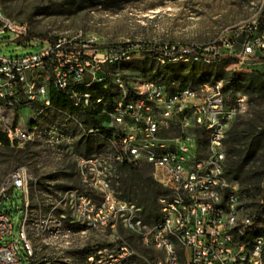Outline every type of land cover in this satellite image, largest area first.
Masks as SVG:
<instances>
[{
	"label": "built area",
	"instance_id": "built-area-1",
	"mask_svg": "<svg viewBox=\"0 0 264 264\" xmlns=\"http://www.w3.org/2000/svg\"><path fill=\"white\" fill-rule=\"evenodd\" d=\"M254 28L244 41L242 58L264 56V35L255 36ZM29 34L28 23L8 17L0 0V36L33 48L0 54V131L11 146L43 140L59 147L73 141L66 131L37 122L38 116L51 110L77 119L76 113L54 108V85L69 95L80 113L106 115L108 122L103 126L113 130L107 154L76 156L82 178L102 196L96 202L88 194L66 191L64 198L75 196L76 216L101 228L115 227L121 216L140 228L146 226L137 217L140 208L120 200L110 186L106 173L113 163L137 166L147 162L162 187L157 195L158 220L151 235L143 236L162 256L151 263L123 240L110 249L88 253L87 264H264V226L243 203L238 181L227 173L225 142L231 122L249 110L246 94L229 97L223 80L204 84L203 96L192 86L172 90L148 77L129 84L110 68L134 59V45L100 48L93 34L80 41L78 37L29 38ZM21 100L39 106L28 127L14 113ZM78 124L87 135L99 134L98 126ZM175 127L180 129L177 137L164 135ZM200 140L204 142L199 144ZM29 179L24 166L10 172L0 186V201L8 190L26 191ZM28 208L26 199L20 238L10 242L3 239L11 235L12 221L7 212L0 211V264L20 261V241L26 254L33 255Z\"/></svg>",
	"mask_w": 264,
	"mask_h": 264
},
{
	"label": "rangeland",
	"instance_id": "rangeland-1",
	"mask_svg": "<svg viewBox=\"0 0 264 264\" xmlns=\"http://www.w3.org/2000/svg\"><path fill=\"white\" fill-rule=\"evenodd\" d=\"M2 9L8 17L28 23L29 38L78 37L76 40L80 41L93 34L98 38L100 48L140 43L180 45L182 49L206 47L224 56L221 62L225 72L264 74V56L240 57L246 34L251 35V27L256 26L253 29L255 36L264 35V0H2ZM32 49L0 36V54ZM162 59L138 54L131 61L110 70L119 71L129 84L139 77H148L160 80L172 90L186 80L200 96L205 93L202 91L204 84H213L214 75L208 79L196 73L193 79L190 78L188 59L184 56L174 58L167 69L162 67ZM139 60L147 62L136 64ZM228 78L224 74L223 80ZM226 92L229 97L236 93L246 94L250 103L248 112L231 122L228 134L235 125L238 130L250 128L254 132H264V95H249L243 88L236 91L228 88ZM58 94L67 105L53 102L54 108L76 113L77 119L51 110L38 116L37 122L44 127L54 126L66 131L73 137L71 143L59 147L49 146L43 140L10 147L0 143V186L10 172L21 166L30 172L26 191L8 190L0 201V211L7 212L12 221L11 235L3 239L10 242L20 238L25 201L29 200L27 232L33 255L26 254L24 243L20 241V261L13 264H87L85 247L110 249L123 240L153 263L162 256V251L144 241L143 236L151 235L154 223L153 219L145 218L143 210L144 203L154 201L162 189L155 177V169L147 162L135 166L136 170L113 163L106 173L116 196L140 208L137 217L145 220L146 226L140 228L121 216L115 227L101 228L76 216L72 208L75 196L64 198L66 191L88 194L96 202L102 200L98 190L82 178L76 156L105 155L111 147L108 141H101L98 136H94L96 144L90 153L87 154L84 145L78 146L80 140L88 138L78 121L90 128L93 118L80 113L64 90H58ZM38 109L37 104L21 100L14 113L16 119L19 116L22 124L28 127L36 118ZM94 114L98 112L94 111ZM107 122L108 118L104 123ZM179 134L177 127L164 133L169 138ZM247 170L250 177L254 176L247 184L251 191L250 195L243 193L241 197L245 206L255 212L259 205L264 206V142L250 160ZM154 180L157 183H153ZM259 219L264 226V208ZM68 231L70 235L66 236ZM138 263L142 264V261Z\"/></svg>",
	"mask_w": 264,
	"mask_h": 264
},
{
	"label": "trees",
	"instance_id": "trees-1",
	"mask_svg": "<svg viewBox=\"0 0 264 264\" xmlns=\"http://www.w3.org/2000/svg\"><path fill=\"white\" fill-rule=\"evenodd\" d=\"M247 37V34H246ZM133 49V54L138 55L142 54L145 57H162L165 60L163 68L167 69L172 64V60L174 58H179L184 56L188 59L190 71L189 77L194 78L196 73L201 74L202 77H207L214 75L213 84L218 80H223L224 74H227L229 78L224 81L223 90H227L228 88H232L234 91L243 88L246 93L252 95L253 93H258L260 96L264 95V74L260 72L249 73H239L234 71H227L223 69L222 66V57L223 55H218L214 50H206V47H195L191 46L188 48H183L180 45H157V44H149V43H140L135 44ZM205 58H210L211 62L206 63L204 61ZM147 60L138 61L136 64L146 63ZM221 62V63H220ZM181 65H184L183 63ZM138 67V66H137ZM171 81V80H170ZM169 81V82H170ZM188 84V81L184 80L179 83L178 87L182 88ZM54 85H51V96L52 102L56 105L65 106L67 104L66 100L62 99L58 94V89ZM93 118V126H98L99 134L96 135H88V138L82 139L78 142V146L84 145L87 149V154L90 153L95 146L94 139L98 136L101 141H107V139L111 138L113 130L106 126H103V122L106 118V115H98V114H90ZM204 136V135H203ZM204 140H200L199 144H202ZM264 142V132H254L252 129H243L238 130L233 127L228 134L226 139V150H227V173L230 178H233L238 181L240 185V189L242 194L247 193L250 195L251 189L248 188L247 184L251 183L252 178L247 173V166L250 160L257 154V151L260 147V144ZM0 143L4 146L10 147V141L8 138L0 133ZM94 144V145H93ZM125 167L136 170L135 166L132 164L124 163ZM153 183H157L155 180ZM151 197V196H150ZM150 200V198H149ZM150 202V203H149ZM148 203H144V215L147 220L153 219V223L158 220L159 211L157 205V195L154 201H149ZM264 208L263 204L259 205L258 209L255 211L257 216L260 217L261 210ZM156 212V216L154 213ZM144 223L145 220L143 221ZM97 250V248H93L91 246H87L84 248L85 253H90L92 251ZM30 264H32L30 262Z\"/></svg>",
	"mask_w": 264,
	"mask_h": 264
},
{
	"label": "crops",
	"instance_id": "crops-1",
	"mask_svg": "<svg viewBox=\"0 0 264 264\" xmlns=\"http://www.w3.org/2000/svg\"><path fill=\"white\" fill-rule=\"evenodd\" d=\"M20 121H21V119H20ZM21 124H22V121H21ZM23 125V124H22ZM25 126V125H24Z\"/></svg>",
	"mask_w": 264,
	"mask_h": 264
}]
</instances>
